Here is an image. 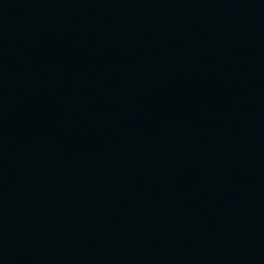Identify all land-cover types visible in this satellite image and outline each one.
Instances as JSON below:
<instances>
[{
    "label": "water",
    "instance_id": "95a60500",
    "mask_svg": "<svg viewBox=\"0 0 264 264\" xmlns=\"http://www.w3.org/2000/svg\"><path fill=\"white\" fill-rule=\"evenodd\" d=\"M0 264H264V0H0Z\"/></svg>",
    "mask_w": 264,
    "mask_h": 264
}]
</instances>
